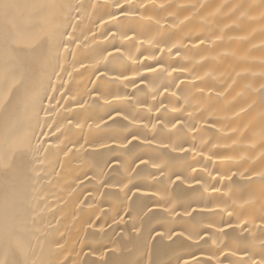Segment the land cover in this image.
Segmentation results:
<instances>
[{"label":"bare ground","instance_id":"1","mask_svg":"<svg viewBox=\"0 0 264 264\" xmlns=\"http://www.w3.org/2000/svg\"><path fill=\"white\" fill-rule=\"evenodd\" d=\"M132 2L147 8L127 20L117 0H13L0 13V74L7 68L16 83L23 81L9 107H0V153L11 162L0 168V222L7 215L13 236L29 242L12 259L254 264L264 258V180L258 176L264 172V10L236 6L260 0ZM49 4L73 7H44ZM129 27L138 37L176 42L180 56L125 40ZM54 31L57 39L63 32L62 39L73 40L59 61ZM140 62L158 71L148 73ZM41 78L42 127L33 119L30 144L13 148L5 128L18 127V134L28 128L24 91ZM175 119L186 125L178 133ZM132 135L139 139L127 145L124 138ZM182 141L196 151H156ZM162 162L168 165L163 177L153 168ZM7 239L0 232V244Z\"/></svg>","mask_w":264,"mask_h":264},{"label":"snow or ice","instance_id":"2","mask_svg":"<svg viewBox=\"0 0 264 264\" xmlns=\"http://www.w3.org/2000/svg\"><path fill=\"white\" fill-rule=\"evenodd\" d=\"M14 6L13 0H0V13H7L12 7ZM44 7H51V8H72L73 5L71 4H49V5H44ZM237 10H240L242 8H246L247 11H251L253 9H261L264 10V0H260V2L258 4H252V5H237ZM147 5H143V4H134L132 2V0H124V3L121 4L119 2V0H117L116 3V9L120 12L121 16L123 17V19L127 20L129 19V17H135L138 16L139 13L142 10H146ZM125 9H127V11H125ZM242 14H247V12L242 13ZM261 17L264 18V11H261ZM110 19L115 20V17H109ZM149 19H151L149 17ZM101 24H104L105 21H101ZM158 23V22H157ZM117 24H119V21H117ZM128 32H131L132 35L129 36L127 34L124 35V39L128 40V41H132V40H136L139 39V43L141 46H143L144 44H147L149 47H152L153 45H155V47L153 48V51H160V52H165L167 51L169 54H171L174 50L176 55L179 57L180 56V47L178 46V44L176 42H169V40L165 39L163 36H157V35H152V36H148V37H144V34L141 33L140 36L138 37L136 34V28H132L129 27ZM64 33L60 32L59 36L61 37L60 39H57V32L54 31L52 33V39L55 42V46H56V59L57 61H59L61 59V54H60V50L63 49L64 53L68 52L69 46L70 44L73 43V40L71 38H69L68 40H64L62 39ZM70 35V34H69ZM113 35H116L115 33ZM85 39H87V37H85ZM218 39V38H217ZM204 41H200V44L203 45ZM163 44V47H161L160 45ZM115 51L117 53L121 52L120 48L115 49ZM112 53H108V56H111ZM151 57H145L144 59H150ZM140 58L137 57H133L131 55L128 56V61L132 62V63H137L139 62ZM157 64H159V61H157ZM60 67H63L62 65H59ZM139 67H143L145 69L146 72L148 73H156L158 71V69L151 67L150 65L140 62L139 63ZM163 66L160 65V68H162ZM177 71H181V69L178 68H172L171 72H177ZM57 76H59V73H55ZM2 75V78H0V88H2L3 90L0 91V107L7 109L9 107V105L12 103L13 98L15 96V93L17 92L18 89L21 88L23 81H20V83H16L14 77L12 76V74L7 70V68L5 69V71L0 74ZM69 76H71V73H68ZM169 75H171V73H169ZM135 76H139L140 77V82L142 85H144L145 88H149L151 87V83L149 81H146L145 77L140 76L139 72L134 70L133 72V77ZM121 79H123L124 81H129L131 78L128 76H122ZM132 82L135 83V80L132 79ZM49 87H51V84H49ZM164 87V91L167 92L168 88L167 86H163ZM44 91V78H41L37 81H35L32 85H30L28 88L25 89L24 91V95H23V99H24V106H25V113H26V119L29 121V126L28 128L23 131V133L18 134L19 129L18 127H12V126H8L5 128V138L8 137H14V139L12 140V147L15 148L17 146L20 145H25V144H30L31 141V136L35 135V131L34 129L31 128V121L33 119H35L37 121L36 126L37 127H42L41 125H39V121H38V117H39V109L42 106L43 103V97H42V92ZM152 99L153 101L156 100V96L159 94V86L156 88L152 89ZM259 95H260V103L262 105H264V85L261 86V88L259 89ZM6 97V98H5ZM49 99H51V97H49ZM114 99H120V97H114ZM187 102V101H186ZM59 103V102H58ZM161 107H163V105H161ZM45 111H47L45 109ZM122 116L121 112H116V117H120ZM110 120H113L114 117H112L111 115H109L108 117ZM124 119H127V117H124ZM72 122L68 121V124L70 125ZM44 126H48L51 127L50 125H44ZM146 127V126H145ZM153 128H156V125H152ZM166 127V125L164 126ZM186 125L184 124V122L181 119H175V123L172 124V129L175 130V132H180L183 128H185ZM61 128L57 127V131H60ZM43 131H41L39 133V135H43ZM172 133H169V136H171ZM37 139H39V137H37ZM127 141V145H131L133 141H136L139 139L138 136L136 135H132L131 140H129L127 138V136H125L124 138ZM186 142V141H182L180 145H171V144H162L161 148H157L156 151H167L169 148H171L172 152H181L184 153L185 155H187V153L189 151L191 152H195L196 149L195 147L192 148H184L182 146V144ZM148 145L151 146L153 143H156V139L155 136L153 137L152 140H149ZM162 143V142H161ZM43 144L41 143L36 150H39V147H42ZM121 150H127L126 146L121 149ZM137 160L140 159L139 156L136 157ZM208 159L210 160L211 157H208ZM221 159H229L228 157H223ZM111 161H107L106 162V166L108 164H111ZM133 163H135V160H133ZM121 164V161H117V166H119ZM142 165H146L147 162L146 161H141ZM11 162L9 161V159L7 158V155L4 153H0V168H8L10 167ZM167 163L162 162L161 164H153V168H155L157 171H159L163 177V174L165 173V169L167 168ZM193 172L196 171V169H192ZM232 175H236V173H233ZM259 178L261 180H264V172H261L258 174ZM170 179V177H169ZM181 176L180 175H176V180H180ZM192 179H195V177H192ZM162 182V181H161ZM196 183L199 184L200 181L196 180ZM213 192H218L219 190L216 189L215 187H213ZM42 202V201H41ZM195 211V210H194ZM231 215V213H230ZM261 222L264 223V217H261ZM248 224V221H241V226L242 227H246ZM262 231H264V229H262ZM0 232L6 234L7 236V241L0 244V264H18V262L14 259H12V257H14L16 255V253L20 252V251H25L28 247H29V242L24 239L22 236L20 237H14L10 226H9V222H8V217L7 215L5 216L4 220L2 222H0ZM169 239H171V237H169ZM261 247L264 248V243L261 244ZM97 264H109L108 261L106 260H101L98 261ZM112 264H143L142 261H118V262H112ZM147 264H157L156 261L153 260H149L147 262ZM205 264H208V262L206 261ZM240 264H244V261H241ZM254 264H264V258L260 259L259 261L254 262Z\"/></svg>","mask_w":264,"mask_h":264}]
</instances>
